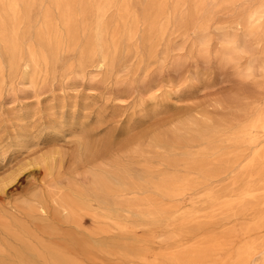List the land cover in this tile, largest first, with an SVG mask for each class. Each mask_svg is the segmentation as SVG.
Returning a JSON list of instances; mask_svg holds the SVG:
<instances>
[{"label":"bare ground","instance_id":"1","mask_svg":"<svg viewBox=\"0 0 264 264\" xmlns=\"http://www.w3.org/2000/svg\"><path fill=\"white\" fill-rule=\"evenodd\" d=\"M143 3L140 17L131 0H0V95L5 65L34 86L78 49L80 73L135 59L147 77L167 13ZM114 6L120 25L105 19ZM247 21L256 34L264 3ZM56 106L47 121L19 113L0 140V264H251L264 252V104L232 124L142 121L130 137L104 133L103 108L92 123L86 102Z\"/></svg>","mask_w":264,"mask_h":264},{"label":"rangeland","instance_id":"2","mask_svg":"<svg viewBox=\"0 0 264 264\" xmlns=\"http://www.w3.org/2000/svg\"><path fill=\"white\" fill-rule=\"evenodd\" d=\"M143 2L131 0L132 11L140 17L145 8ZM165 3L167 16L160 20L167 24L166 32L147 77L143 70L134 74L135 59L111 75L105 68L92 66L80 73L76 67L79 49L64 54L63 62L51 77L45 82L40 79L34 86L22 77L23 65L12 78L7 76L5 65L0 95V140L14 131L19 113L34 110L38 121H47L51 105L64 102L68 109L75 99L91 106L87 112L92 123L98 112L105 109L104 133L120 136L125 132L124 137L138 134L142 121L146 125L172 127L179 117L194 113L201 119L232 124L261 107L264 22L253 35L248 30L247 18L264 0H202L199 7H195L194 0L180 3L165 0ZM105 19L111 25L122 23L116 6L107 12ZM39 21L40 17H35L33 23ZM141 24L139 32L144 30ZM200 26H204L203 33ZM64 62L72 65L73 71L64 73ZM67 148L70 153L73 147ZM17 157L19 153L9 149L6 160L15 161ZM1 172L0 169V176ZM19 197V192L14 191L5 199L14 202ZM263 262L264 252L251 264Z\"/></svg>","mask_w":264,"mask_h":264}]
</instances>
